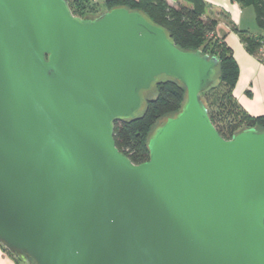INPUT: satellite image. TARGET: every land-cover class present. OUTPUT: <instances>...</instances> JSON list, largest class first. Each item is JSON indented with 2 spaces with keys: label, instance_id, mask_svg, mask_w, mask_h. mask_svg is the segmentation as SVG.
Here are the masks:
<instances>
[{
  "label": "water",
  "instance_id": "water-1",
  "mask_svg": "<svg viewBox=\"0 0 264 264\" xmlns=\"http://www.w3.org/2000/svg\"><path fill=\"white\" fill-rule=\"evenodd\" d=\"M219 64L139 10L0 0V243L26 264H264V129L220 134ZM163 78L185 103L136 164L115 122Z\"/></svg>",
  "mask_w": 264,
  "mask_h": 264
},
{
  "label": "trees",
  "instance_id": "trees-1",
  "mask_svg": "<svg viewBox=\"0 0 264 264\" xmlns=\"http://www.w3.org/2000/svg\"><path fill=\"white\" fill-rule=\"evenodd\" d=\"M184 1L189 4L173 6L168 0H109L107 8L124 6L139 10L154 23L164 27L178 47L185 50L200 49L205 54L219 58L218 83L207 90L203 98L212 122L223 137L230 139L244 127L264 129V115L254 117L248 114L233 94L239 78V64L232 48L215 36L218 21L205 15L207 3L205 0ZM235 1L244 6H253L258 26L264 27V0ZM69 3L76 16L95 15L89 0H69ZM232 30L239 34L247 51L257 56L259 49L264 46L263 37L235 27ZM154 90L156 95L147 94L146 107L137 117L115 122L114 138L117 147L136 164L149 159L148 142L154 129L165 118L177 114L186 99L185 86L174 79H161Z\"/></svg>",
  "mask_w": 264,
  "mask_h": 264
},
{
  "label": "crops",
  "instance_id": "crops-1",
  "mask_svg": "<svg viewBox=\"0 0 264 264\" xmlns=\"http://www.w3.org/2000/svg\"><path fill=\"white\" fill-rule=\"evenodd\" d=\"M94 10H103L108 7L109 0H89ZM177 6L187 5L184 0H168ZM207 3L206 16L217 19L215 36L221 38L233 50L235 59L239 64V78L233 94L241 107L251 116L264 115V64L257 56L247 51L245 44L238 33L232 30H247L245 19L256 20L255 10L242 5L235 0H205ZM247 19V20H248ZM255 35L264 39V27L254 28ZM264 48V46H263ZM0 264H22L11 255L0 243Z\"/></svg>",
  "mask_w": 264,
  "mask_h": 264
},
{
  "label": "rangeland",
  "instance_id": "rangeland-1",
  "mask_svg": "<svg viewBox=\"0 0 264 264\" xmlns=\"http://www.w3.org/2000/svg\"><path fill=\"white\" fill-rule=\"evenodd\" d=\"M186 2V1H185ZM187 4H189L188 2H186ZM247 7H249V8H251V10H255L254 9V7L253 6H247ZM97 11V12H96ZM93 10V12L96 14V13H99V12H101L102 10ZM93 13V14H94ZM248 19V18H247ZM247 19H245V22H246V25H247V30H244V31H246L247 33H250V34H252L253 32L252 31H254L253 29L254 28H258L259 26H258V24H257V22H256V20H255V18H253L252 19V21L251 20H247ZM235 32V31H234ZM255 34V33H254ZM156 91L153 89L150 93H148V94H150V95H153V96H155L156 95ZM212 94H210V96H211ZM212 97V96H211ZM209 98V97H208ZM146 103H147V97H146V99H145V102H144V105H143V108H142V110H141V112L142 111H144V109H145V107H146ZM21 263L22 264H26L25 262H23L22 260H21Z\"/></svg>",
  "mask_w": 264,
  "mask_h": 264
},
{
  "label": "built area",
  "instance_id": "built-area-1",
  "mask_svg": "<svg viewBox=\"0 0 264 264\" xmlns=\"http://www.w3.org/2000/svg\"><path fill=\"white\" fill-rule=\"evenodd\" d=\"M257 58L258 60L264 64V48L261 47L258 51V54H257Z\"/></svg>",
  "mask_w": 264,
  "mask_h": 264
}]
</instances>
